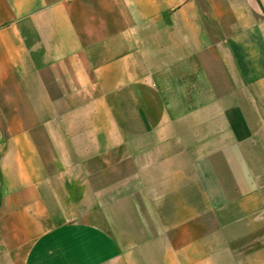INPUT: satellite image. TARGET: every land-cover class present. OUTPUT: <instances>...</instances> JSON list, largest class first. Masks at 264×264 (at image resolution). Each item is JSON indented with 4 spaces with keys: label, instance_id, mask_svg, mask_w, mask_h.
Returning a JSON list of instances; mask_svg holds the SVG:
<instances>
[{
    "label": "crops",
    "instance_id": "crops-1",
    "mask_svg": "<svg viewBox=\"0 0 264 264\" xmlns=\"http://www.w3.org/2000/svg\"><path fill=\"white\" fill-rule=\"evenodd\" d=\"M0 264H264V0H0Z\"/></svg>",
    "mask_w": 264,
    "mask_h": 264
}]
</instances>
